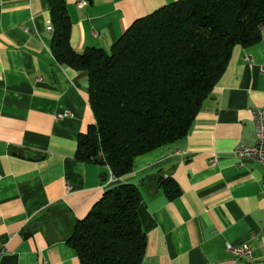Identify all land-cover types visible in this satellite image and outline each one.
<instances>
[{"label":"crops","instance_id":"crops-1","mask_svg":"<svg viewBox=\"0 0 264 264\" xmlns=\"http://www.w3.org/2000/svg\"><path fill=\"white\" fill-rule=\"evenodd\" d=\"M178 1L66 0L71 46L109 53L137 20ZM48 6L0 0V264H81L67 242L75 223L121 184L143 197V264H264V169L235 157L255 144L252 110H264V29L258 44L235 47L187 137L137 157L131 174L111 181L107 167L76 158L96 124L88 74L53 56ZM160 178H172L180 195L170 200ZM245 244L251 260L227 250Z\"/></svg>","mask_w":264,"mask_h":264},{"label":"trees","instance_id":"trees-1","mask_svg":"<svg viewBox=\"0 0 264 264\" xmlns=\"http://www.w3.org/2000/svg\"><path fill=\"white\" fill-rule=\"evenodd\" d=\"M52 54L88 74L96 124L79 138L78 161L107 167L114 179L133 171L137 157L187 137L237 46L262 40L264 0H179L137 20L109 53L71 46L66 0H49ZM170 200L181 191L158 180ZM136 185L109 189L88 216L77 220L68 244L81 264H143L146 235Z\"/></svg>","mask_w":264,"mask_h":264},{"label":"built area","instance_id":"built-area-1","mask_svg":"<svg viewBox=\"0 0 264 264\" xmlns=\"http://www.w3.org/2000/svg\"><path fill=\"white\" fill-rule=\"evenodd\" d=\"M87 2H81L79 6L85 8ZM251 121L255 127V144L253 146H241L235 151L237 162L242 165L245 161H253L259 163L264 169V110L253 109L251 112ZM111 171L109 170V175ZM114 180L111 175V181ZM262 196L264 197V180L261 189ZM227 250L237 258L252 259V248L245 244L242 247L234 248L230 245ZM1 254V252H0Z\"/></svg>","mask_w":264,"mask_h":264},{"label":"rangeland","instance_id":"rangeland-1","mask_svg":"<svg viewBox=\"0 0 264 264\" xmlns=\"http://www.w3.org/2000/svg\"><path fill=\"white\" fill-rule=\"evenodd\" d=\"M108 171H109V169H108ZM110 173H111V172H110ZM111 175H112V174H110V175H109V176H110V178H111ZM112 177H113V176H112ZM113 179H114V178H113Z\"/></svg>","mask_w":264,"mask_h":264}]
</instances>
